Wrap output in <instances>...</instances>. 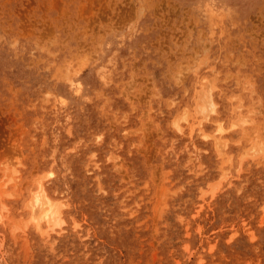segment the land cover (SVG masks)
Wrapping results in <instances>:
<instances>
[{"label":"rangeland","instance_id":"rangeland-1","mask_svg":"<svg viewBox=\"0 0 264 264\" xmlns=\"http://www.w3.org/2000/svg\"><path fill=\"white\" fill-rule=\"evenodd\" d=\"M0 212V264H264V0H0Z\"/></svg>","mask_w":264,"mask_h":264},{"label":"bare ground","instance_id":"bare-ground-1","mask_svg":"<svg viewBox=\"0 0 264 264\" xmlns=\"http://www.w3.org/2000/svg\"><path fill=\"white\" fill-rule=\"evenodd\" d=\"M53 97V96H52ZM66 98V97H65ZM196 121V120H195ZM176 122V121H175ZM202 121H197L196 123L198 125H200ZM217 122V121H216ZM218 123V122H217ZM216 124V123H215ZM196 125V126H198ZM221 125V124H220ZM194 126V125H193ZM221 126H219L220 128ZM223 127V126H222ZM195 128V127H194ZM219 130V129H218ZM220 131H222V129H220ZM225 131V130H224ZM214 132V130L212 131ZM202 133V132H201ZM223 133V132H222ZM208 137H210L209 135H206ZM215 136V135H214ZM216 137V136H215ZM215 137H213V139H215ZM205 138V137H204ZM212 137H210L211 139ZM217 138V137H216ZM216 140V139H215ZM216 143V142H215ZM6 174L7 173H4L3 175L6 177ZM2 177V176H1ZM39 180V179H38ZM8 181H9V178H8ZM7 181V182H8ZM35 183H37L38 181H34ZM5 183V182H4ZM39 188L38 190L35 191V193H31L33 194L32 198H31V201L29 202L30 203V208L32 209L34 215L35 214H41V219H46L48 221H51L53 218H55V216L57 217V215L60 213L59 212V207L57 204L59 201L55 200H51L46 191H45V188L43 187L42 185V182L39 181ZM217 184V183H216ZM218 186V185H217ZM37 189V188H36ZM31 197V196H30ZM58 199V198H57ZM30 200V199H29ZM57 202V203H56ZM59 203H62V202H59ZM26 205V204H25ZM28 205V204H27ZM26 205V207H27ZM29 209V206L27 207ZM26 208V209H27ZM30 209V210H31ZM0 218H1V212H0Z\"/></svg>","mask_w":264,"mask_h":264}]
</instances>
